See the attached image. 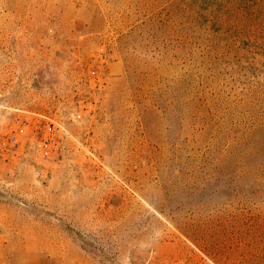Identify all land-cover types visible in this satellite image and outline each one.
<instances>
[{"label": "rangeland", "instance_id": "obj_1", "mask_svg": "<svg viewBox=\"0 0 264 264\" xmlns=\"http://www.w3.org/2000/svg\"><path fill=\"white\" fill-rule=\"evenodd\" d=\"M0 264H264V0H0Z\"/></svg>", "mask_w": 264, "mask_h": 264}, {"label": "built area", "instance_id": "obj_2", "mask_svg": "<svg viewBox=\"0 0 264 264\" xmlns=\"http://www.w3.org/2000/svg\"><path fill=\"white\" fill-rule=\"evenodd\" d=\"M0 141L7 154H19L20 149L42 151L49 157L58 151L52 123L43 114L15 110L11 116L0 121Z\"/></svg>", "mask_w": 264, "mask_h": 264}]
</instances>
